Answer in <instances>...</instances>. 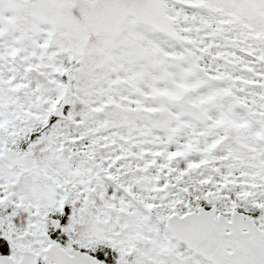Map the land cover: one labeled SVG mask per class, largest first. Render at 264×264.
Instances as JSON below:
<instances>
[{"label":"snow or ice","instance_id":"6c2138e0","mask_svg":"<svg viewBox=\"0 0 264 264\" xmlns=\"http://www.w3.org/2000/svg\"><path fill=\"white\" fill-rule=\"evenodd\" d=\"M0 264H264V0H0Z\"/></svg>","mask_w":264,"mask_h":264}]
</instances>
